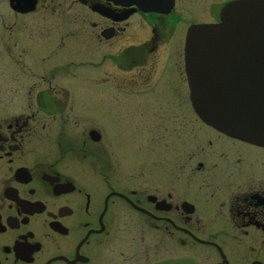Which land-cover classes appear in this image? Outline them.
Wrapping results in <instances>:
<instances>
[{"label":"flooded vegetation","instance_id":"obj_1","mask_svg":"<svg viewBox=\"0 0 264 264\" xmlns=\"http://www.w3.org/2000/svg\"><path fill=\"white\" fill-rule=\"evenodd\" d=\"M234 1L0 0V264H264V147L202 123L184 72Z\"/></svg>","mask_w":264,"mask_h":264},{"label":"water","instance_id":"obj_2","mask_svg":"<svg viewBox=\"0 0 264 264\" xmlns=\"http://www.w3.org/2000/svg\"><path fill=\"white\" fill-rule=\"evenodd\" d=\"M185 63L197 115L229 136L264 146V0L230 3L220 24L190 27Z\"/></svg>","mask_w":264,"mask_h":264},{"label":"rangeland","instance_id":"obj_3","mask_svg":"<svg viewBox=\"0 0 264 264\" xmlns=\"http://www.w3.org/2000/svg\"><path fill=\"white\" fill-rule=\"evenodd\" d=\"M199 16H202V15H196L195 14V17H199ZM209 19V17H206L205 16V18L204 19ZM9 23H10V21H9ZM57 54H58V52H57ZM60 55V56H59ZM59 57L60 58H64V57H68V55L70 56V57H74V60H76V61H74V64H76L79 60H82V61H90V58H84V59H79L78 57H76V56H74V55H70V53L69 52H62L61 54H60V52H59ZM62 56V57H61ZM89 57H90V54H89ZM76 58V59H75ZM92 59V58H91ZM55 56L53 55L52 56V61H51V65L54 67L56 64H54L55 63ZM5 63L6 64H8V60H5ZM67 75L68 76H72V75H85V76H89V75H92V66L90 65V63H88L87 65H85V66H82V67H80V68H76V66L74 65V66H71V67H69L68 68V73H67ZM97 107H99V108H103V107H106V104H105V102L104 101H102V100H100L98 103H97V105H96ZM197 251V250H196ZM180 256H182V252H183V250H180Z\"/></svg>","mask_w":264,"mask_h":264}]
</instances>
